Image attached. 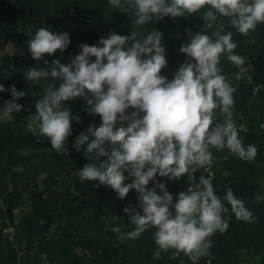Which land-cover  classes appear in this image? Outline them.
<instances>
[{"label":"trees","instance_id":"1","mask_svg":"<svg viewBox=\"0 0 264 264\" xmlns=\"http://www.w3.org/2000/svg\"><path fill=\"white\" fill-rule=\"evenodd\" d=\"M208 10L206 6L197 13L176 18L154 17L134 29V12L115 9L108 0H0V84L6 89L0 92V264H194L183 253L174 258V249L162 251L155 258V228H149L137 239L121 241V234L135 228L124 208L138 206V193L133 189L120 199L110 187H96L98 181L79 179L80 169L96 161H90L83 149L76 151L73 144L89 126L99 127L102 123L99 115L86 110L84 98L64 102L73 115L72 134L66 141L69 154L57 152L50 140L40 141L26 131L28 117L35 113L44 85H59L51 77L39 84L25 78L24 73L32 67H48L43 60L31 57L27 41L41 27L54 33H69L71 43L65 51L57 50L44 57L50 62L59 59L68 64L82 51V43L98 45L100 38L111 32L131 35L133 30H138V39H142L157 30L161 32L167 60L161 75L171 81L180 65L189 59L180 52L181 46L197 32L215 39L212 34L220 30L221 23V34L233 33L232 41L237 44L234 52L245 59V71L239 81L235 77L240 69L226 55L221 56L219 65L221 74L235 88L232 119L243 146L255 145L257 155L248 161L238 158L227 147L209 149L211 183L227 209L222 218L229 227L210 237L211 256L201 257L198 264H208L209 260L211 264H264V24H258L254 32L244 36L229 25L230 18L218 16L209 29L203 18ZM13 84L26 94L16 101L23 105L22 110L14 112L9 120L2 114L4 102L12 99ZM132 111L128 109L129 113ZM77 115L80 121L75 119ZM226 118L219 109L215 111L216 122ZM120 126L117 124V128ZM157 181L166 184L174 203L178 194L194 182L187 174L176 181L157 174L149 188ZM130 182L131 177L125 181ZM228 188L252 212L250 222L236 218L224 199ZM156 190L160 194V189ZM138 210L142 214V209ZM117 227L120 232L113 230Z\"/></svg>","mask_w":264,"mask_h":264},{"label":"clouds","instance_id":"2","mask_svg":"<svg viewBox=\"0 0 264 264\" xmlns=\"http://www.w3.org/2000/svg\"><path fill=\"white\" fill-rule=\"evenodd\" d=\"M108 2L115 9L134 12V29L154 17L176 18L197 13L206 6L209 10L203 18L209 29L213 28L218 16L230 18L229 25L244 36L254 32L258 24H264V0ZM222 31L221 23L220 30L212 34L215 39L200 32L191 36L180 48L189 59L180 65L171 81L161 75L167 60L161 32L157 30L142 39H138L139 31L133 30L131 35L111 32L101 37L98 45L82 43L79 45L82 51L68 64L59 59L50 62L44 57L54 55L57 50L65 51L71 43L69 33H54L41 27L27 41L31 57L43 60L48 67H32L24 73L25 78L39 84L51 77L59 81V85H44L42 98L35 104V113L28 117L26 131L35 134L40 141L50 140L57 152L69 154L66 141L72 134L73 115L64 102L84 98L86 110L99 115L102 123L99 127L89 126L73 144L76 151L83 149L90 161L98 162L81 168L79 179L98 181L96 187H110L120 199L126 198L130 190L138 193V206L124 208L135 228L121 234L119 239H137L149 228H155L158 246L155 258H159L162 251L174 249V258L183 253L198 264L201 257L211 256L210 237L217 231L224 233L229 224L222 218L227 209L216 195L209 177L201 176L196 189L188 187L187 191H181L175 203L165 183L157 181L149 188L150 181L157 174L176 181L185 174L192 175L197 169L210 167V148L227 147L238 158L248 161L257 155L256 146L245 148L238 136L232 119L235 88L219 67L221 56L226 55L228 61L240 69L235 77L239 81L245 71V59L234 52L237 44L232 41L233 33L221 34ZM91 57L95 60L91 61ZM3 91L6 89L0 84V92ZM10 91L12 99L4 102L2 114L9 120L14 112L22 110L23 105L16 101L26 94L14 84ZM129 108L134 111L129 113ZM217 109L227 117L222 122H216ZM75 119L80 121L81 117L77 115ZM124 122L127 126H123ZM117 124L121 126L117 128ZM129 177L132 182L125 183ZM224 199L238 220L250 222L253 219L252 212L231 188L226 190ZM138 209H142V214ZM113 230L120 232L119 227Z\"/></svg>","mask_w":264,"mask_h":264},{"label":"built area","instance_id":"3","mask_svg":"<svg viewBox=\"0 0 264 264\" xmlns=\"http://www.w3.org/2000/svg\"><path fill=\"white\" fill-rule=\"evenodd\" d=\"M2 52V50L0 49V53ZM190 178L194 180V182L192 183L191 187L193 186H197V184L200 181V177L204 176L205 178L209 177L210 180L213 176V169L211 167L206 166L205 168H202L201 170H197L195 173H193L192 175H189ZM198 177V178H197Z\"/></svg>","mask_w":264,"mask_h":264},{"label":"rangeland","instance_id":"4","mask_svg":"<svg viewBox=\"0 0 264 264\" xmlns=\"http://www.w3.org/2000/svg\"><path fill=\"white\" fill-rule=\"evenodd\" d=\"M1 53H2V52H1ZM1 53H0V54H1Z\"/></svg>","mask_w":264,"mask_h":264}]
</instances>
